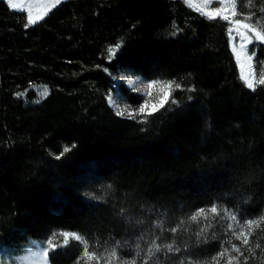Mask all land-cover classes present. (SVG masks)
Segmentation results:
<instances>
[{"label": "trees", "instance_id": "16d2710c", "mask_svg": "<svg viewBox=\"0 0 264 264\" xmlns=\"http://www.w3.org/2000/svg\"><path fill=\"white\" fill-rule=\"evenodd\" d=\"M26 23L0 0V251L69 230L95 255L124 252L151 210L162 215L157 225L172 221L190 256L209 258L220 241L179 232L191 213L217 204L260 222L261 235L264 86L240 80L224 20L181 0H64ZM123 74L180 84L178 104L117 116L110 93L141 101ZM30 84L48 93L32 101ZM100 184L111 191L90 198ZM75 244L49 251V262L76 264Z\"/></svg>", "mask_w": 264, "mask_h": 264}, {"label": "rangeland", "instance_id": "374dc122", "mask_svg": "<svg viewBox=\"0 0 264 264\" xmlns=\"http://www.w3.org/2000/svg\"><path fill=\"white\" fill-rule=\"evenodd\" d=\"M3 1L10 8H18L23 10L27 18L29 15H31L33 20L44 14L50 5H44V0H13L12 5H9L7 0ZM185 1L187 6L207 18H211L209 13L212 7L220 6L218 0H214V3L211 6L205 4L204 0ZM262 10H264V0H244L242 3H240L239 0H231V2L226 0L220 16L216 18L223 20L221 18L222 16L229 15L231 19L239 18L243 20L244 17L250 16L253 23L257 20L264 22V11ZM232 12H236L237 15L232 16ZM225 22L227 23V35L230 50L238 68V76L245 86L246 82L250 81L253 83L254 87L256 84H258L260 74L264 72V58L262 60H257L255 55L251 61H248L247 55H250L253 51L256 53V50L259 48L264 49V44L254 42L252 45L247 46L246 53L242 52L240 49V43L242 42L241 38L235 31L229 35V29L234 28V26L228 21ZM245 22L249 21L245 20ZM241 30L246 31L244 29ZM109 49H113V52L110 53ZM117 50V46H110L108 48L109 56H113ZM120 79L128 89L141 97V101L137 104H130L126 102L117 92H112L108 95L107 102L115 113L118 110H136L137 114L135 118H143L146 115L139 114L138 112L140 104L144 103L145 101H148L150 104L158 103L164 91H169L171 93V98L164 108H170L178 104V98L174 96V90L177 88L171 84L169 85L158 81V83H155L153 87L149 89L147 85L157 80L145 79L139 75L133 74H123ZM129 80H139L142 82L137 83L135 87H133L128 83ZM180 89L183 90L182 87H180ZM28 90L33 91L35 95L32 101H39L48 93V88L43 84H30L28 86ZM149 92L151 93L150 96ZM117 96L119 97L118 101L115 99ZM172 99H174L176 103H172ZM120 117L128 118L127 112H125L124 116ZM111 189L112 188L109 184H100L90 188L87 194L92 199L100 200L108 195ZM217 206L218 209L224 210L220 211L219 215H213L212 213L208 212L207 210L211 207L203 208L205 209V212L201 213L196 221H192L190 217L197 211L191 213L184 224L182 232L179 233H181L182 236H186L188 241L192 239H194L196 242H207L213 240L220 241L221 248L218 253L224 251L225 248L228 249L223 257H218V253L209 258H194L190 256L189 253L186 252L187 245L186 247L179 245V242L176 238L178 234L171 231L172 228H170V226L173 225L172 221H162L160 224H162L163 227H157L158 219L162 217L161 213L147 210L145 221L146 227L138 228V238L135 240L137 241L142 234H145L144 241L141 242V247H135V244L137 245L136 242H134L135 244L132 243L134 247L132 248L133 250L128 248V250H125L124 252L115 250V256L112 255V252H108L99 256L94 255L91 259H89L88 257L83 256L85 243H87L83 236L77 232L69 230H52L46 237L35 240L34 242L27 244L24 248L16 249L11 246L4 247L3 250L0 251V256H3V260L0 261V264H51L48 260V254L47 256L44 255L45 250H47L48 253L49 251L63 247L67 242L76 243V248L79 250V257L77 259L79 264H145V261L147 260L148 241L150 239H156L157 243L160 241L164 246L172 245L173 249L179 248L180 250L168 251L166 247L161 246V250L154 252L153 257L148 261V264H227L230 256H236V259L232 261V264H252L253 262L254 264H261L262 261L264 262V243H262L264 240V226H262L263 228L261 230V235H258L257 231L260 228V222H258V225L254 224L248 226L246 221L250 219L241 217L236 211L222 205L217 204ZM229 212L236 215L239 224L244 226V231L246 234L249 232L251 233L248 236L249 244L247 246L242 244L241 240L235 239V237L232 235V232L229 230V224H233L234 229L239 231V229L236 228L234 222L227 215ZM205 216H207V219H205ZM262 221L264 222V219ZM201 228L205 229V232L203 235L197 236V233L200 232ZM61 232L75 233L82 239L77 240L74 237L69 236L67 242L65 243L64 237L60 235ZM167 237L168 239L165 240ZM50 241L52 245H55V247H50ZM232 244H235L240 248L243 256L232 252ZM41 245H43V247H41ZM257 245H259V247H257ZM249 247L252 249L251 252L248 250ZM245 256L248 257L247 261L244 260ZM214 257L217 259L214 260Z\"/></svg>", "mask_w": 264, "mask_h": 264}, {"label": "snow or ice", "instance_id": "6c2138e0", "mask_svg": "<svg viewBox=\"0 0 264 264\" xmlns=\"http://www.w3.org/2000/svg\"><path fill=\"white\" fill-rule=\"evenodd\" d=\"M50 2L53 4V6H57L60 5L63 0H50ZM226 2V0H218V3L220 4L219 7H212L210 9V16L211 18L215 19L216 17L220 16L221 11L223 10V5ZM228 2H231V0H228ZM7 3L9 5H12L13 0H7ZM204 3L211 6L214 3V0H204ZM264 11V10H262ZM232 16H236L237 13L236 12H232L231 13ZM223 20L228 21L231 25L234 26V28H230L229 29V35L232 34L233 31H235L237 33V35L241 38V43H240V49L242 52H247V46L248 45H252L254 42H259L260 44H264V22L257 20L254 23L251 20L250 16H246L244 17V19H231L229 15H224L221 17ZM37 19H41V17H37ZM245 20L249 21V22H245ZM36 21H34L31 17V15L28 16L27 18V23L25 24V27L27 28L28 26L32 25L33 23H35ZM241 29H244L246 31H242ZM117 47L119 48L120 45H117ZM109 52H113V49H109ZM256 53L255 51H253L250 55H247V60L251 61L253 59V57H255ZM142 81L139 80H129L128 83L130 85H132L133 87H135V85L137 83H141ZM155 83H158V81H153L152 83H149L147 85V87L149 89H151L153 87V85ZM259 84L264 85V72H262L260 74V78L258 81ZM171 84V82H169V85ZM246 86L248 88H253V83L248 81L246 82ZM181 85L177 84L176 88L180 89ZM194 89H188V91H193ZM151 95V93L149 92V96ZM171 98V93L169 91H164L162 97L159 99L158 103H149L148 101H145L144 103H141L138 109L139 114L142 115H146V116H152L154 115L156 112H158L160 109H163L165 107V105L169 102ZM117 101L119 100V97L117 96L115 98ZM172 103H176V101L174 99L171 100ZM125 112H127V116L128 118H135L137 112L136 110H129V109H125L124 111H117L116 115L117 116H124ZM75 145H73L74 147ZM71 149L69 147H65L63 152H61L58 156H56V159H60L65 153L69 152ZM125 209H121V213L124 214L125 213ZM208 212L212 213L213 215H219L220 211H224L223 209H218L217 205H213L211 208H209L207 210ZM205 209H199L197 210L196 213H194L190 219L192 221H196L198 219V217L201 215V213H204ZM227 215L229 216V218L234 222L236 228L239 229V231L234 229L233 224H229V230L232 232V235L235 237V239L237 240H241L242 244L244 245H248L249 244V240H248V236L251 234L249 233H245L244 231V226L239 224V221L237 220V217L234 213H227ZM205 219H207V216H205ZM264 219V218H262ZM246 224L248 226L257 224V221L254 220H247ZM157 227H163L162 224H158ZM171 231L173 233H175L177 231L176 228H172ZM205 232V229L201 228L200 232L197 233V236L203 235ZM61 236L64 237V241L65 243L67 242V239L69 236L74 237L77 240L82 239L80 236H77L75 233H70V232H61L60 233ZM144 235L142 234L140 236V238L136 241L137 243V247H139L140 243L144 241ZM158 239V238H157ZM50 247H55V245L51 244V241L49 242ZM41 247H43V245H41ZM168 249V251H179V248L173 249L172 245H166L164 246ZM257 247H259V245H257ZM161 250V245H159L157 243L156 239H150L148 241V250H147V260L145 261V264H148V261L152 259L154 252H158ZM232 252L237 253L240 256H243V253L241 252L240 248L237 247V245L232 244V248H231ZM249 252L252 251V249L249 247ZM228 251L227 248H225L224 251L220 252L217 254L218 257H223L225 255V253ZM47 250H45L44 255L47 256ZM115 250H113L112 255L115 256ZM95 254L94 253H90L88 250V246L87 243H85V248H84V252H83V256L84 257H88L89 259H91ZM214 260L217 259L216 257L213 258ZM236 259V256H230L228 259L227 264H232V261ZM248 257H244V260L247 261ZM3 260V256H0V261ZM77 264H79V261L77 262Z\"/></svg>", "mask_w": 264, "mask_h": 264}, {"label": "crops", "instance_id": "0c3cea01", "mask_svg": "<svg viewBox=\"0 0 264 264\" xmlns=\"http://www.w3.org/2000/svg\"><path fill=\"white\" fill-rule=\"evenodd\" d=\"M64 1V0H63ZM182 2H184V3H186V1L185 0H181ZM44 5H48V4H50L49 5V8L47 9V11L44 13V14H42L40 17L42 18L49 10H51L54 6H53V4L50 2V0H44ZM12 10H17V11H22L23 12V10H21V9H18V8H11ZM38 20H40V19H35L34 21H38Z\"/></svg>", "mask_w": 264, "mask_h": 264}]
</instances>
